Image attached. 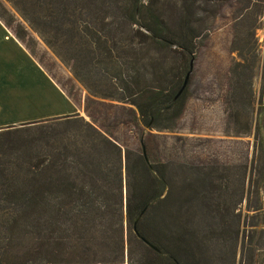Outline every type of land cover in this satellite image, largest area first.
Instances as JSON below:
<instances>
[{"label":"trees","instance_id":"1","mask_svg":"<svg viewBox=\"0 0 264 264\" xmlns=\"http://www.w3.org/2000/svg\"><path fill=\"white\" fill-rule=\"evenodd\" d=\"M5 1L55 55L65 58L90 99L131 106L142 126L171 131L185 109L190 74L179 90L206 40V24L229 0ZM237 1L242 6L235 28L239 36L231 50L239 60L228 69L229 86L232 97L246 90L253 108L252 80L261 64L254 36L264 17V0ZM170 6L175 17L168 13ZM20 33L14 36L21 42ZM261 92L257 105L264 110ZM260 114L249 180L260 160L264 182ZM53 120H74L79 145L50 147L21 163L0 155V264H154L156 259L164 264H213L215 246L225 264H235L237 255V264H264V222L243 231L240 239L238 226L232 238L226 229L215 239L210 228L200 239L187 227L189 199L183 188L175 195L168 191L166 163L122 147L77 113L34 122ZM252 128L247 125L240 133L249 135ZM199 170L209 186L226 174L213 167ZM214 192L201 201L207 210L223 212L227 204L216 200ZM160 209L164 217L158 218ZM132 242L149 254L147 260L133 258Z\"/></svg>","mask_w":264,"mask_h":264},{"label":"rangeland","instance_id":"2","mask_svg":"<svg viewBox=\"0 0 264 264\" xmlns=\"http://www.w3.org/2000/svg\"><path fill=\"white\" fill-rule=\"evenodd\" d=\"M241 7L237 0H229L217 9L213 19L208 20L206 40L197 50L192 64L185 109L175 129L171 131L151 130L142 126L131 106L90 99L86 89L70 74L65 58L55 55L9 2L0 0V15L9 24L13 34L23 32L21 42L75 105L79 117L93 121L96 127L110 134L122 147L135 153L144 151L151 161L168 165V191L175 195L180 193L178 187H182L189 199L185 219L191 231H196L198 237L203 239L211 228L215 230L214 238L220 239L227 229L232 238L238 226L240 239L243 231L263 223L264 211V182L259 173L262 168L260 160L254 163L251 181L249 180L257 111L261 113L258 125H264V110L257 105L262 85L264 17L259 19L260 28L256 29L254 36L259 46L261 64L255 70L252 80L254 101L251 108L246 90L244 95L238 91V95L232 97L229 86L228 69L233 62L239 60L237 52L231 50V43L239 36L235 28L239 27ZM167 8L168 13L175 17L174 9L171 6ZM215 8L211 7V10ZM256 8L258 7H254V10ZM61 51L63 52L60 50V53ZM40 103L46 104L44 101ZM61 104L62 101L57 99L55 103L45 106L20 105L12 109L11 114L17 120L30 119L32 116L40 120L52 117L48 113L59 110ZM20 119L18 121L21 123L0 130V155L21 163L35 158L50 147L67 146L68 149H74V145H79L78 126L74 120L34 122L36 120ZM247 125L253 127L251 134H241ZM179 165L188 168L179 169ZM210 167L219 173H226L221 181L214 178L212 186L203 183L205 179L199 170ZM213 189L216 200L219 197L227 204V209L223 212L207 210L201 201L204 196L211 195ZM157 214L158 218L164 217V210L160 209ZM221 218L223 223L225 220L227 223L222 225ZM216 244L215 242L213 245ZM131 247L134 259H148L149 254L138 243L132 242ZM219 253L218 246H215L212 251L213 264H225L220 261ZM260 253L264 254V251ZM237 263L238 255L235 264ZM154 264H164V261L156 259Z\"/></svg>","mask_w":264,"mask_h":264},{"label":"crops","instance_id":"3","mask_svg":"<svg viewBox=\"0 0 264 264\" xmlns=\"http://www.w3.org/2000/svg\"><path fill=\"white\" fill-rule=\"evenodd\" d=\"M261 89V102L264 106V76ZM57 99L62 101L61 108L49 112L48 114L52 117H54L53 114L62 116L77 112L75 105L56 86L37 59L0 19V128L21 123L18 121L20 118L17 120L11 114L12 109L30 104L45 106L55 103ZM39 101H44L46 104L42 105ZM33 117L35 116L20 120H38Z\"/></svg>","mask_w":264,"mask_h":264},{"label":"water","instance_id":"4","mask_svg":"<svg viewBox=\"0 0 264 264\" xmlns=\"http://www.w3.org/2000/svg\"><path fill=\"white\" fill-rule=\"evenodd\" d=\"M189 74H190V71L186 74V76L184 78V81H183V84H182V86H181V88L179 90V93L182 92V90L185 88V86L187 84V80H188ZM143 155L145 156V152L144 151H143Z\"/></svg>","mask_w":264,"mask_h":264}]
</instances>
